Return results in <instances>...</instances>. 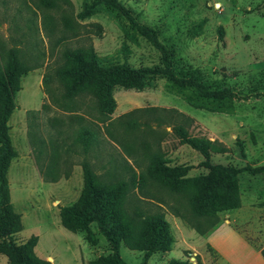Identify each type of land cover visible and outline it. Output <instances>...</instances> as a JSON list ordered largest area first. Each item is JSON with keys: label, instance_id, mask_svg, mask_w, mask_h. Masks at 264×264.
I'll return each instance as SVG.
<instances>
[{"label": "rangeland", "instance_id": "1", "mask_svg": "<svg viewBox=\"0 0 264 264\" xmlns=\"http://www.w3.org/2000/svg\"><path fill=\"white\" fill-rule=\"evenodd\" d=\"M92 1L0 0V63L17 46L30 67L9 119L17 156L7 175L22 221L16 239L37 235L35 253L54 264H90L110 252L95 222L89 225L95 243L86 230L61 223L60 207L78 199L87 163L102 182L127 184L130 215L161 213L168 221L170 249L153 252L146 264H264V0H121L155 29L178 75L233 94L201 96L152 73L142 89L115 86L110 113L91 91L67 92L61 73L70 50L92 45L107 61L134 67L163 62L159 49L115 9L101 6L81 17ZM132 119L137 125L125 122ZM83 127L95 134L87 151L77 137ZM181 130L213 142L211 163L258 168L238 174L239 206L197 213L186 195L148 173L156 155L166 166L187 167L185 177L208 172ZM119 252L127 264H140L144 251L122 243Z\"/></svg>", "mask_w": 264, "mask_h": 264}, {"label": "trees", "instance_id": "2", "mask_svg": "<svg viewBox=\"0 0 264 264\" xmlns=\"http://www.w3.org/2000/svg\"><path fill=\"white\" fill-rule=\"evenodd\" d=\"M105 6L123 14L128 21L154 44L161 53L163 66L134 67L127 62H110L97 54L92 45L70 50L67 65L61 76L69 94L79 91H91L99 100L100 110L110 113L115 108L113 89L115 86L142 89L146 76L152 73L166 74L177 87H190L201 96L215 99L227 98L233 92L229 87L210 89L195 75L177 74L171 66V53L157 37L155 29L140 23L131 9L121 0H93L84 3L79 12L86 17ZM30 67L22 60L20 50L13 46L8 50L7 58L0 63V253L7 257L6 264H54L39 257L34 250L37 235H30L24 241H18L15 234L22 229L21 214L11 202L8 180V168L11 160L17 156L10 135L9 119L16 108L15 96L21 89V75ZM137 125L136 119L125 121ZM185 142L200 151L208 167L205 174L185 177L187 167L166 166L159 156L150 163L148 173L165 183L171 189L186 195L197 213L210 214L239 206L238 174L247 170L254 173L256 167H235L231 164L211 163L210 149L213 142L209 139L191 136L179 131ZM78 139L84 151L93 143L95 134L87 127L80 129ZM83 186L78 199L60 207L61 223L72 231L86 230L85 238L93 243L96 236L89 225L96 223L99 232L110 245V252L100 254L90 264H127L119 252L120 245L143 250L140 264H146L149 256L159 250H168L173 242L169 223L161 213L145 216L130 215L124 207V195L127 184L102 182L87 163L83 164ZM168 264H186L184 260L171 259Z\"/></svg>", "mask_w": 264, "mask_h": 264}, {"label": "crops", "instance_id": "3", "mask_svg": "<svg viewBox=\"0 0 264 264\" xmlns=\"http://www.w3.org/2000/svg\"><path fill=\"white\" fill-rule=\"evenodd\" d=\"M37 106H38V105H37ZM37 106H36V107H33V108H34V109H37V108H38ZM12 115H13V113H12ZM12 115H11V118H12ZM11 118H10V119H11ZM9 123H10V120H9ZM10 130H11V127H10ZM10 133H11V132H10ZM11 136H12V135H11ZM11 138H12V137H11ZM12 140H13V139H12ZM12 142H13V141H12ZM39 240H40V237L38 238V241H39ZM38 241H37V243H38Z\"/></svg>", "mask_w": 264, "mask_h": 264}]
</instances>
